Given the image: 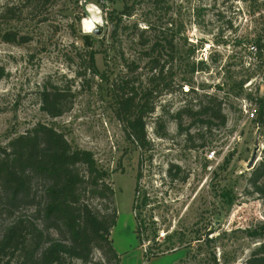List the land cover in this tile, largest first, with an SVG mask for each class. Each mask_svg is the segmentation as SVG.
<instances>
[{"label":"rangeland","instance_id":"1","mask_svg":"<svg viewBox=\"0 0 264 264\" xmlns=\"http://www.w3.org/2000/svg\"><path fill=\"white\" fill-rule=\"evenodd\" d=\"M98 1L0 0V12L15 13L0 16V33L27 39L21 45L0 40V147L40 123L91 152L114 191L118 219L110 239L120 264H213V256L217 264H245L257 243L244 231L264 225V203L245 192L247 165L254 154L258 161L264 148L256 107L249 101L264 97V59L251 49L264 35V0H114L103 7ZM89 4L99 9L101 23L85 32ZM125 6L131 14L113 32L109 13L118 16ZM147 27L142 42L173 40V60L166 53L163 59L175 85L146 118L150 147L140 151L125 139L110 85L125 79L138 87L137 81L147 78L137 38V30ZM84 36L91 37L96 52L93 75L83 74ZM184 77L191 78L198 98L185 94L188 86L178 88ZM44 84L70 89L69 112L49 118L40 111L37 92ZM203 94L221 102L225 124L190 126L195 119L182 116L179 131L170 116L182 108L196 110ZM157 119L166 138L154 135ZM134 197L146 198L141 218L154 223L160 240L171 233H177L174 243L182 239L174 252L143 259L153 243L139 245L134 238ZM100 260L96 252L94 262Z\"/></svg>","mask_w":264,"mask_h":264},{"label":"trees","instance_id":"2","mask_svg":"<svg viewBox=\"0 0 264 264\" xmlns=\"http://www.w3.org/2000/svg\"><path fill=\"white\" fill-rule=\"evenodd\" d=\"M98 2L103 7L106 3H114V0ZM130 14L126 6L118 16L115 11L109 13L108 20H115L113 32L120 27L121 18ZM0 16L12 18L15 13L5 9ZM149 30L150 27L137 30L149 73L147 78L143 82L137 81L138 87L125 79L110 85L125 139L140 151H147L150 147L146 118L154 113L158 99L170 94L175 85L174 75L166 68L163 59V53H166L170 61L173 60V40L142 42ZM0 40L9 45L27 43L25 37L8 31L0 33ZM81 40L87 52L86 59L80 58L81 62L86 60L83 74L88 71L93 75L96 73V52L92 48L91 37L84 36ZM251 49L264 59V35L255 39ZM189 73H194V67ZM78 75L82 76V73ZM181 81L183 84H177L178 88L188 86L190 89L185 94H194L198 98L193 93L191 78L184 77ZM37 96L40 111L49 118H59L72 108L73 94L69 88L44 84ZM249 101L256 107L255 123L264 136V97L249 98ZM182 116L195 119L190 126L198 123L210 127L213 121L225 124L221 102L206 94L199 96L196 110L182 108L170 116L176 121L179 131H183ZM153 132L158 138H166L161 119L154 121ZM140 176L138 171L134 188L136 195L139 194ZM108 179V173L98 167L91 152L74 147L50 126L37 123L23 134L11 138L4 147H0V264H120V257L110 239L118 217L114 191ZM245 180V192L256 195L264 203V148L260 159L246 172ZM137 198L134 197L131 207L135 214L134 238L139 245L144 240L153 243V247L147 246L143 251V259L148 262L174 252L175 244L181 245L182 239L177 238L174 243L177 233H171L160 240L154 223L149 221L147 224L141 218L146 198L142 197L140 201ZM244 233L257 243L245 264H264V225L254 230L247 229ZM158 241L162 242L156 243ZM96 252L101 258L98 262H94ZM212 259L213 264H217L214 256Z\"/></svg>","mask_w":264,"mask_h":264},{"label":"clouds","instance_id":"3","mask_svg":"<svg viewBox=\"0 0 264 264\" xmlns=\"http://www.w3.org/2000/svg\"><path fill=\"white\" fill-rule=\"evenodd\" d=\"M87 11L90 13V18L83 21L85 32H89L93 29V24H100L99 9L92 4L88 5Z\"/></svg>","mask_w":264,"mask_h":264},{"label":"water","instance_id":"4","mask_svg":"<svg viewBox=\"0 0 264 264\" xmlns=\"http://www.w3.org/2000/svg\"><path fill=\"white\" fill-rule=\"evenodd\" d=\"M257 162V158L256 155H252L248 165H247V169H250L251 167H253L255 165V163Z\"/></svg>","mask_w":264,"mask_h":264}]
</instances>
